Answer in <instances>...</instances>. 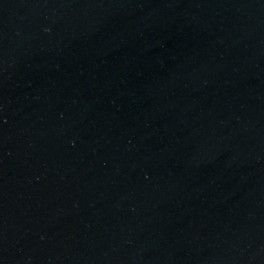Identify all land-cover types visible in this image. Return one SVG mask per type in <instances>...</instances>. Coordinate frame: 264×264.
I'll list each match as a JSON object with an SVG mask.
<instances>
[{
  "label": "water",
  "instance_id": "95a60500",
  "mask_svg": "<svg viewBox=\"0 0 264 264\" xmlns=\"http://www.w3.org/2000/svg\"><path fill=\"white\" fill-rule=\"evenodd\" d=\"M0 264H264V0H0Z\"/></svg>",
  "mask_w": 264,
  "mask_h": 264
}]
</instances>
